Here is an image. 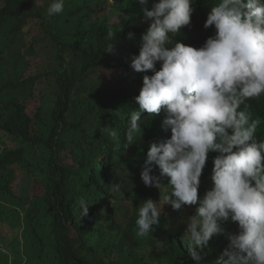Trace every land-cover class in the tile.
I'll use <instances>...</instances> for the list:
<instances>
[{
    "label": "trees",
    "instance_id": "1",
    "mask_svg": "<svg viewBox=\"0 0 264 264\" xmlns=\"http://www.w3.org/2000/svg\"><path fill=\"white\" fill-rule=\"evenodd\" d=\"M215 2L193 0L191 23L174 40L198 48L214 35V26L203 25ZM48 4L0 0V246L20 248L24 241L32 251L25 264H196L183 239L196 206L175 211L166 205L153 239L136 235L141 202H158L166 191L143 184L146 153L152 142L171 136L161 129L163 110L142 112V138L125 147L127 117L139 110L134 97L143 76L153 74L130 67L148 27L141 6L65 0L63 13L47 17ZM114 42L115 52H104ZM248 105L261 123L257 140L264 141V96ZM108 126L115 136L103 132ZM216 155L208 154L201 198L213 186ZM152 174L160 175L158 166ZM81 199L90 204L87 216ZM223 227L237 231L231 221ZM227 243L213 237L201 264H213Z\"/></svg>",
    "mask_w": 264,
    "mask_h": 264
},
{
    "label": "clouds",
    "instance_id": "2",
    "mask_svg": "<svg viewBox=\"0 0 264 264\" xmlns=\"http://www.w3.org/2000/svg\"><path fill=\"white\" fill-rule=\"evenodd\" d=\"M136 2L148 27L139 54L129 57L130 67L153 74L143 76L134 97L139 110L127 117L125 147L137 144L138 134L142 138V112L159 116L163 110L161 129L171 132L146 153L143 184L166 191L158 202H141L136 235L153 239L166 205L175 211L196 206L183 236L196 264L215 236L228 243L213 264H264V141L257 140L260 121L248 111L249 101L264 96V0H216L203 25L214 26L215 34L198 48L174 40L191 23L193 0H152L150 8L149 0ZM64 8L65 0H49L46 15L57 16ZM104 52L114 53L115 42ZM102 130L116 135L111 126ZM210 152L217 153L213 186L201 198L200 177ZM154 166L159 176L152 174ZM162 177L168 178L166 185ZM89 205L79 201L81 216L88 215ZM229 221L237 224L236 232L223 227Z\"/></svg>",
    "mask_w": 264,
    "mask_h": 264
},
{
    "label": "rangeland",
    "instance_id": "3",
    "mask_svg": "<svg viewBox=\"0 0 264 264\" xmlns=\"http://www.w3.org/2000/svg\"><path fill=\"white\" fill-rule=\"evenodd\" d=\"M49 50L51 51L50 48ZM27 252L32 251L26 249L24 241H22L20 248H14L8 245L0 246V264H16L17 262L20 264H25L28 261V256L26 255Z\"/></svg>",
    "mask_w": 264,
    "mask_h": 264
},
{
    "label": "bare ground",
    "instance_id": "4",
    "mask_svg": "<svg viewBox=\"0 0 264 264\" xmlns=\"http://www.w3.org/2000/svg\"><path fill=\"white\" fill-rule=\"evenodd\" d=\"M258 120V119H257ZM261 124V123H260Z\"/></svg>",
    "mask_w": 264,
    "mask_h": 264
}]
</instances>
